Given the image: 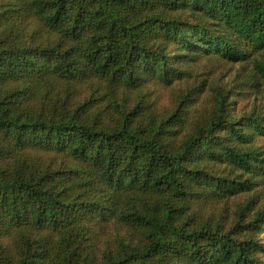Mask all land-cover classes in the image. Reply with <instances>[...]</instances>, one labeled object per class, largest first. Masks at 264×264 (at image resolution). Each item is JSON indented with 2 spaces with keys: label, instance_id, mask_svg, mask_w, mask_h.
I'll list each match as a JSON object with an SVG mask.
<instances>
[{
  "label": "trees",
  "instance_id": "trees-1",
  "mask_svg": "<svg viewBox=\"0 0 264 264\" xmlns=\"http://www.w3.org/2000/svg\"><path fill=\"white\" fill-rule=\"evenodd\" d=\"M205 63L233 77L199 82ZM75 81L177 103L146 90L111 125L83 112L95 98L63 110ZM249 97L264 99V0H0V264H264V103ZM96 217L130 241L94 257Z\"/></svg>",
  "mask_w": 264,
  "mask_h": 264
},
{
  "label": "rangeland",
  "instance_id": "rangeland-1",
  "mask_svg": "<svg viewBox=\"0 0 264 264\" xmlns=\"http://www.w3.org/2000/svg\"><path fill=\"white\" fill-rule=\"evenodd\" d=\"M197 78L199 82L201 81H211V82H219L221 84L227 83L233 77V71L229 68V65L219 67V66H210L209 64H203L197 70ZM148 90V99H151L155 102V104L161 110H171L174 109V106L177 103L175 94L166 87L148 85V87L144 88ZM92 88H87L86 85H83L80 82H73L69 87L64 86V89L61 91V95L58 98L57 102L60 105H63L64 109L69 112L73 111L79 105H82L84 101H92L93 98L96 99L85 111L87 114H98L101 118H103V122L110 123L114 125L116 118L120 115L119 109L122 107H129L135 103V101L140 100L146 90L144 91H132V90H119L116 93L115 100L110 97H104L103 94L105 90L98 89L96 93L92 91ZM95 90V87H94ZM147 98V97H146ZM145 98V99H146ZM115 101V104L113 103ZM261 103H264V99L259 100ZM257 99L249 97V98H241L238 102V106H242V109H245L244 105L251 106L257 104L259 102ZM259 102V103H260ZM246 103V104H245ZM244 199V197H240ZM261 202L264 203V191L262 192ZM235 200L232 199L230 203H233ZM227 203L226 210L225 209H215L213 213L220 212L219 215L216 216L215 223L224 224L226 227L229 226L227 223L232 225L236 218H233L231 213L232 209H234V205ZM203 214H209L210 210L205 207L204 210H201ZM89 229L87 236V241H91L86 243V251L91 253L92 255L99 256L103 253L114 249L115 246H119V241L122 240L124 242L130 241V235L123 225L115 220L109 218L96 217L95 219L88 222ZM264 241V238H263ZM264 260V256L262 257Z\"/></svg>",
  "mask_w": 264,
  "mask_h": 264
}]
</instances>
